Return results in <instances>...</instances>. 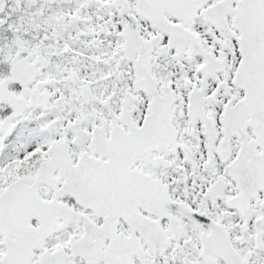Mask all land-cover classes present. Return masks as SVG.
Masks as SVG:
<instances>
[{"label": "snow or ice", "instance_id": "obj_1", "mask_svg": "<svg viewBox=\"0 0 264 264\" xmlns=\"http://www.w3.org/2000/svg\"><path fill=\"white\" fill-rule=\"evenodd\" d=\"M0 264H264V0H0Z\"/></svg>", "mask_w": 264, "mask_h": 264}]
</instances>
